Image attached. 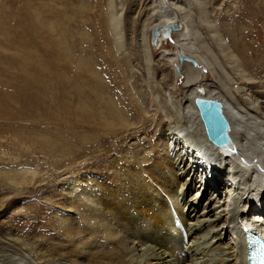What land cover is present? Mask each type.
<instances>
[{
	"label": "rangeland",
	"instance_id": "374dc122",
	"mask_svg": "<svg viewBox=\"0 0 264 264\" xmlns=\"http://www.w3.org/2000/svg\"><path fill=\"white\" fill-rule=\"evenodd\" d=\"M163 1L0 0V245L64 243L61 218L78 222L74 212L91 203L80 189L121 191L115 174L127 158L147 167L164 157L167 128L180 126L186 106V75L176 77L149 36L171 6L188 26L183 42L213 64L204 83L216 65L231 74L228 55L258 82L243 92L264 106V0ZM201 191L202 201L210 190Z\"/></svg>",
	"mask_w": 264,
	"mask_h": 264
},
{
	"label": "bare ground",
	"instance_id": "6f19581e",
	"mask_svg": "<svg viewBox=\"0 0 264 264\" xmlns=\"http://www.w3.org/2000/svg\"><path fill=\"white\" fill-rule=\"evenodd\" d=\"M169 9L170 14L152 26L161 30L154 43L149 39V47L171 57L173 69L179 64L178 54L194 60L196 67L184 61L180 72L175 73L176 77L186 75V106L181 108L180 126L167 128L169 138L162 142L160 150L164 157L147 167H142L137 157L127 158L129 167L115 174L121 191L108 192L104 184L94 181V189H85L81 182L80 190L91 203L82 206L81 211H73L79 216L78 222L71 216L61 218L64 243L30 242L23 246L16 240L7 241L0 245V264H18L20 257L26 264H61L59 260L65 264H245L240 228L251 225L253 215L264 218V106H255L250 95L245 94L258 82H249L239 63L223 54L225 61L235 63L231 74L215 64V80L204 83V74L213 73V64L183 42L188 26L179 16L181 8ZM170 24H179L180 28L170 32L169 39L173 35L178 38L171 49L163 50L169 39L162 34ZM224 80L231 85L230 91ZM196 97L215 99L221 104L228 124L229 143L224 147H214L206 140L193 106ZM224 173H232L235 182L223 178ZM181 176H185L182 182ZM70 182L74 181H69L68 186ZM196 185L197 198L191 195ZM206 189L210 193L201 201L199 191L204 193ZM124 192L128 198L119 197ZM66 200V208L74 209L73 198Z\"/></svg>",
	"mask_w": 264,
	"mask_h": 264
},
{
	"label": "water",
	"instance_id": "95a60500",
	"mask_svg": "<svg viewBox=\"0 0 264 264\" xmlns=\"http://www.w3.org/2000/svg\"><path fill=\"white\" fill-rule=\"evenodd\" d=\"M180 28L179 24H170L165 28L162 34L163 38L169 39L170 32H176ZM161 28L154 26L150 30V42L154 43ZM179 64L174 68L177 74L181 70L182 62H188L192 67H196V63L192 59L186 58L182 54H178ZM193 106L197 112L198 118L204 130L206 140L214 147H224L229 143L227 131L228 124L221 112V104L215 99H205L196 97L193 100Z\"/></svg>",
	"mask_w": 264,
	"mask_h": 264
}]
</instances>
